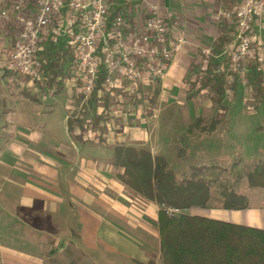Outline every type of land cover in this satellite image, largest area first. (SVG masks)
<instances>
[{
    "label": "crops",
    "instance_id": "crops-1",
    "mask_svg": "<svg viewBox=\"0 0 264 264\" xmlns=\"http://www.w3.org/2000/svg\"><path fill=\"white\" fill-rule=\"evenodd\" d=\"M141 1L116 0L113 6L133 13ZM145 1L158 3L163 13L171 11L168 21L187 35L160 80L155 101L163 103L160 113L177 102L176 95L187 96L184 90L196 70L195 50L226 34V21L217 13L238 0ZM7 5L0 0V8ZM12 30L0 29V62L11 47ZM56 49L65 60L60 83L31 80L0 64V264H71L70 257L88 258L92 264H162L155 225L158 205L126 195L110 162L111 146L125 143L165 157H187L190 142L170 140V128L160 122L152 127L148 117L131 107L112 114L116 91L106 93L107 105L103 100L98 106L95 96L90 110L89 99L81 102L79 83L68 71L69 48ZM94 115L100 117L97 127L92 126ZM263 204L185 211L264 228Z\"/></svg>",
    "mask_w": 264,
    "mask_h": 264
},
{
    "label": "built area",
    "instance_id": "built-area-1",
    "mask_svg": "<svg viewBox=\"0 0 264 264\" xmlns=\"http://www.w3.org/2000/svg\"><path fill=\"white\" fill-rule=\"evenodd\" d=\"M116 0H7L0 8V29L12 28V44L0 64L7 69L46 83L37 51L46 36L60 34L72 51L71 69L80 83L81 102L90 98L99 67L104 74L96 89L98 103L103 95L127 91L143 83L162 80L174 54L187 41L184 29L168 21L159 4L142 0L133 13L114 7ZM234 40L227 49L225 63L237 74L244 94L252 91L247 75L252 67L261 74L264 85V0H238L218 11ZM211 49L201 48L196 84L203 77ZM232 80V78H230ZM232 93L231 89H226ZM245 100V96L243 97ZM112 104L113 113L122 112ZM167 214L180 212L164 207Z\"/></svg>",
    "mask_w": 264,
    "mask_h": 264
},
{
    "label": "trees",
    "instance_id": "trees-1",
    "mask_svg": "<svg viewBox=\"0 0 264 264\" xmlns=\"http://www.w3.org/2000/svg\"><path fill=\"white\" fill-rule=\"evenodd\" d=\"M225 38L218 37V44L221 45ZM37 55L47 82L60 83L64 74V53L56 49L55 44L48 43L41 46ZM218 65L214 62L213 69L205 68L197 86L198 90L204 88L212 94V105L220 101L226 89L234 93L237 86V74L229 64L225 63L222 70H217ZM103 74V68L99 67L89 98L92 109L96 105V89ZM247 80L256 94H263L261 74L255 67L248 72ZM158 90L156 88L152 93V103L156 101ZM103 100L107 105L109 95L105 94ZM99 118V115L93 116V127L99 126ZM219 120L215 117L211 121L214 123L202 126V117L197 116L187 125V132L205 128L209 134ZM75 121L80 122V119ZM110 162L128 197L158 205L155 225L162 264H264V228L185 211L190 207L236 210L261 205L252 203L249 195L234 188L243 180L249 187L264 188V158H257L249 167L247 164L239 166L240 157H235L225 167L209 162L206 166L194 164L189 165V169L177 171L161 154H152L145 147L115 143L111 146ZM214 171L219 173L210 179L209 175ZM212 180L218 187L216 196L212 194ZM213 200L219 203L212 204ZM164 207L177 208L180 212L167 214Z\"/></svg>",
    "mask_w": 264,
    "mask_h": 264
},
{
    "label": "rangeland",
    "instance_id": "rangeland-1",
    "mask_svg": "<svg viewBox=\"0 0 264 264\" xmlns=\"http://www.w3.org/2000/svg\"><path fill=\"white\" fill-rule=\"evenodd\" d=\"M163 1L165 5L169 4L168 0ZM217 15L220 17L218 13ZM212 20L214 23V13ZM225 29L226 34L224 36L226 38L221 45L218 44L216 40L209 38L204 45L197 47L194 54L196 70L193 72L191 80L188 81L190 88L184 90L188 92L187 96L184 97L183 92L182 95H176L175 99L177 102L165 106L160 110V113L159 109L163 103L157 104L151 101L154 89H160V80L154 83L138 84L127 91L116 90V96L112 98L111 104L114 105L113 109L115 107H120L121 109L131 107L134 112L137 111L139 115H143L145 119L148 117L149 122H147V124L150 123L152 127L156 122H160L161 125L163 124V128H170L168 129V135L173 136L170 140H176V142L183 140L185 143L190 142L189 156L167 157L170 164L177 171L189 169V165L194 164L196 166H206L209 162L214 165H219L220 167H225L228 162L235 157H240L241 164L239 162V166L242 167L243 164H247V167H249L255 163L257 158H264V92L262 95H259L252 90L244 94L240 83H237L234 93L224 91L220 101L212 105V94L209 91H196L194 88V86L197 87L196 80L198 79L197 71L200 68L199 59L201 48L207 47L211 49L206 68L213 69L212 64L214 62L220 63L227 59V49L224 50V45H230L234 40L235 34L232 27ZM51 35L52 33L42 39L41 46L47 45L48 43L55 44L56 48L65 46V40L62 35H53V38H51ZM260 37L264 40V29L260 31ZM69 53L72 58V51L70 49ZM69 61L71 63V59ZM70 63L68 71L71 75L75 76L72 72ZM76 81L79 83L78 79H76ZM193 83L194 86H192ZM78 86L80 88V83ZM244 96L245 100L243 99ZM101 104L102 103H97L98 106ZM88 108L91 110L90 105ZM112 114L115 115V113ZM153 115H156L158 118L155 119ZM196 115L202 117V123L200 124L202 126L214 123V121H211L215 117L220 120L215 129L209 134L205 128H198L191 132H187V125ZM129 119V121L136 120L133 116H130ZM177 132L182 137L179 138L178 135H176ZM214 153H217L219 157H214ZM239 166L238 168H240ZM216 173L219 172L214 171L213 174L209 175V178L213 179ZM211 183L212 194L216 196L218 187L214 184V180H212ZM234 189L249 195L250 201L254 204H263L264 202V188L249 187L243 180L237 184ZM136 202L140 203L138 200ZM211 203L217 204L219 202L213 200ZM150 245L153 246L154 242L149 241V246ZM67 255H69V253H67L66 256ZM69 259L72 260L71 264H92V261H89L88 258L85 259L81 257V259L78 260L70 257Z\"/></svg>",
    "mask_w": 264,
    "mask_h": 264
}]
</instances>
